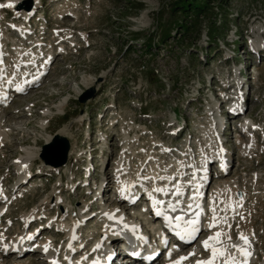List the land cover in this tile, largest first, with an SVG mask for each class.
<instances>
[{"label": "rangeland", "instance_id": "rangeland-1", "mask_svg": "<svg viewBox=\"0 0 264 264\" xmlns=\"http://www.w3.org/2000/svg\"><path fill=\"white\" fill-rule=\"evenodd\" d=\"M175 1L0 8L1 82L10 92L0 102V264H49L48 251L51 264L90 260L115 212L154 242V188L170 174L192 188L203 168L202 228L175 256L200 260L203 241L220 231L230 254L218 264L238 253L233 245L250 253L246 264H264V0L210 2L188 34L175 23L183 19L172 15ZM214 23L223 33L210 39ZM20 79L30 87L17 92ZM57 133L70 150L54 166L41 154ZM121 189L143 192L140 204ZM213 217L218 228L208 226Z\"/></svg>", "mask_w": 264, "mask_h": 264}, {"label": "bare ground", "instance_id": "bare-ground-1", "mask_svg": "<svg viewBox=\"0 0 264 264\" xmlns=\"http://www.w3.org/2000/svg\"><path fill=\"white\" fill-rule=\"evenodd\" d=\"M23 0H7V1H2L0 2V5H5L8 6V5H12L11 7L13 9H17V7L22 3ZM27 0H24V2H26ZM1 8V7H0ZM1 55V54H0ZM2 58V57H1ZM3 65V62L1 61L0 62V67ZM18 69V68H17ZM4 71V69H3ZM2 69L0 68V102H4L2 99L3 98H7V87H6V83L4 82H1L2 79H4V73H3ZM5 72V71H4ZM41 72V71H39ZM24 76V75H22ZM9 77V76H8ZM21 80V79H20ZM24 83H22V80L20 82H18L17 84H14L13 87H14V90H16L17 92H21V90H17V86H20V88L22 89H28L30 87V84L29 82H25L23 80ZM8 85V84H7ZM10 86V85H9ZM11 87V86H10ZM10 93V92H9ZM9 95V94H8ZM5 100V99H4ZM49 140V139H48ZM13 144H11L12 146ZM10 146V145H9ZM222 161V168L225 169V164L226 162L224 160H221ZM227 161V160H226ZM228 163V162H227ZM227 166V165H226ZM205 167V166H204ZM202 171L203 174L199 177H197L199 174H197V176L194 177L193 179V188L191 189V197L189 199H186L187 203L188 204H191V206L193 207L194 205L197 204L199 198V194L202 192V185H204V183L206 184V180L207 179V174H206V168H203ZM197 172V171H196ZM202 172H199V173H202ZM195 173V172H194ZM161 174V173H160ZM173 175V174H172ZM172 175H167L168 177L165 179V182L164 184H159L157 185V189H163V191H156L157 189L154 188V195L152 194V199H153V203H152V206L154 205L155 209H156V206L160 205L157 203V205H155V199L158 200L159 198L163 199L164 197H170L171 193L173 191H180V192H183V189L186 187V183H183L182 181H179L178 183H174L173 179L172 180ZM26 177V176H24ZM147 178V177H146ZM157 178V177H156ZM132 179V178H130ZM128 180L129 182L124 185L126 187H124L126 190L128 189V187H132V185L134 184L132 182V180ZM161 179V178H160ZM145 180V179H143ZM171 180V181H170ZM132 183V184H131ZM161 183V182H159ZM156 185V184H155ZM189 186V185H188ZM207 187V186H206ZM135 188H133L134 190ZM126 190L122 191L121 189V194L123 196H130V198H126L125 200H130V204H138V202H140L144 196V193L142 192L141 196L139 195H136L135 193V197L133 198L132 195L130 194V190L127 192ZM132 190V189H131ZM125 191L127 193H125ZM169 192V194H168ZM139 194V193H137ZM154 197V198H153ZM163 197V198H162ZM160 199V200H161ZM124 200V201H125ZM180 197H177V196H174L173 199H172V204L171 206L173 207L174 204H178L176 203L177 201H180ZM144 207V206H143ZM149 207V206H148ZM164 207V206H163ZM235 207V206H234ZM145 208V207H144ZM143 208V209H144ZM161 208V207H160ZM150 209V208H149ZM162 209V208H161ZM148 211V210H147ZM145 211V212H147ZM114 213V212H113ZM148 214V213H147ZM166 215V214H165ZM153 218H154V221L156 219H158V221L160 220L159 218V215L157 214H154L152 215ZM168 217V214L166 215ZM120 217V218H119ZM123 218V217H122ZM121 218V213L120 212H115L114 214L111 215V228L108 227L107 231H106V234H103L101 237H102V241L99 242V244L97 245V249H99V255L95 256L94 258L92 259H88V257H84V255L78 260V261H75L73 262V264H146L149 260V258H152V252L147 250V248H145V246H143L144 244V241L142 239L139 238V235L137 236V233H136V230H135V227L133 226V224L131 223H124L123 220ZM169 218V217H168ZM216 218V217H215ZM218 218V217H217ZM219 219V218H218ZM122 220V221H121ZM217 220V219H216ZM216 220H214L213 218L211 219L210 223H208V226L210 227V224H214L216 227ZM221 221V220H220ZM219 221V222H220ZM222 222V221H221ZM196 223L199 227H201L200 225V221L199 219L197 218L196 219ZM223 223V222H222ZM116 224V225H114ZM124 226L125 228H118L117 226ZM222 226V225H221ZM74 227V226H73ZM114 227V228H112ZM213 228V229H217V228ZM212 228V227H210ZM222 228V227H221ZM220 229H217V230H221ZM116 230L117 229V233L119 234H116L115 231L113 230ZM140 229V228H139ZM223 229V228H222ZM159 231V230H158ZM224 231V230H223ZM220 232V231H219ZM215 234V233H214ZM224 233H222L223 235ZM78 236V235H77ZM75 237V232L73 230V232L70 234V238L71 240L74 239ZM195 238V236H191L190 237V240H193ZM122 239H124V241L127 242L126 246H120L118 247L116 244L119 242V241H122ZM23 240V239H22ZM21 238L20 240H17L18 242H14V244H17V246H19V248H21L20 250L23 252L25 251L27 248H24L22 249L23 247H21L22 245H24V243L22 242ZM225 240V239H224ZM224 240L221 239V236L219 238V242L217 241H211L210 243L213 245V246H216L218 248H222V249H225V253L224 255H221V257L223 258H226L227 257V254L230 252V250L228 251L227 247L228 246H225L224 244ZM12 242V241H11ZM11 242L9 243V245L11 244ZM106 242H109L107 243L108 245L105 246V243ZM190 242V241H189ZM242 242V241H241ZM70 243V242H69ZM186 244H179V248L181 249L182 247H184ZM5 246H8L5 245ZM13 246V245H12ZM73 246V245H72ZM243 246V245H242ZM103 247H105L103 249ZM76 248V247H75ZM101 248V249H100ZM103 249V250H102ZM73 250V249H72ZM79 250V249H78ZM209 251L208 254L211 258L212 256V253H211V248L208 249ZM20 251V252H21ZM96 251V250H95ZM159 251V250H158ZM232 251V250H231ZM238 251V250H237ZM52 252V251H51ZM48 251V256H50V261L53 263V259H54V255H51L52 253ZM79 252V251H78ZM156 252V251H155ZM51 253V254H50ZM73 253V252H72ZM177 253V252H176ZM93 254V253H92ZM168 254V253H167ZM178 254V253H177ZM230 254V253H229ZM183 256V255H182ZM188 256V255H187ZM219 256V255H218ZM217 256V257H218ZM186 257V256H185ZM216 257V258H217ZM230 257H235L236 258V261H237V264H240V261H243V259H245V257L241 254V253H237V254H233V256H230ZM72 258V257H71ZM180 257L177 258V256H175V254H173V256L170 258L171 261L167 264H175V262L177 260H179ZM238 258V259H237ZM220 259V257H219ZM228 259V258H226ZM119 260V261H118ZM185 260V259H184ZM202 260H205V258H201L200 260H198V258L196 257L195 259H192V261H189L186 260V263H183L180 261V264H197V261H202ZM218 259H215V264H217V261ZM183 261V260H182ZM229 261V260H227ZM51 262L49 264H51ZM226 262V261H225ZM228 264V262H227Z\"/></svg>", "mask_w": 264, "mask_h": 264}, {"label": "trees", "instance_id": "trees-1", "mask_svg": "<svg viewBox=\"0 0 264 264\" xmlns=\"http://www.w3.org/2000/svg\"><path fill=\"white\" fill-rule=\"evenodd\" d=\"M218 1L219 3H228L230 0H176L172 7V15L179 17L183 15V19L175 20V23L184 30V34L191 33V31H197V24L199 23L200 17L206 15L210 2ZM185 17H191L189 21L185 20ZM181 22V23H180ZM219 30V25L215 23L210 26L208 30L209 38L214 39L218 34H222ZM166 35V33H165Z\"/></svg>", "mask_w": 264, "mask_h": 264}, {"label": "snow or ice", "instance_id": "snow-or-ice-1", "mask_svg": "<svg viewBox=\"0 0 264 264\" xmlns=\"http://www.w3.org/2000/svg\"><path fill=\"white\" fill-rule=\"evenodd\" d=\"M8 6L11 7L12 5H8ZM0 7H5V5H0ZM17 90H21L22 91L23 89L20 88V86H17ZM122 191H123V189H122ZM157 191H163V189H157ZM154 203H161V202L155 201ZM156 214L157 215H160L161 213H160L159 210H157ZM176 219L177 220H180V219H182V217H176ZM213 219L215 220L216 218L213 217ZM187 223L193 226L191 228V231L192 232L197 231V229L195 227L196 221L189 220ZM214 226H215L214 224H210V227H214ZM221 235H222V233L217 232V233H215L214 236H211L208 239H206L205 241H203V244H204V247H205L206 250L209 249V248H211L212 256H211V258H209L206 261L205 260L197 261V264H215L216 257L218 255H224V253L226 251L225 249L218 248L216 246H213L210 243L211 241H214V240L217 241V242H219V238H220ZM239 238L242 241H244L245 243H247V241H248V237L244 236L243 233L240 234V237ZM233 247L236 248L238 250V252L241 253L245 257V260L240 261V264H246V258H247L248 255H250V253L247 252L245 250V248L241 247L240 245H233ZM184 259H185V257H180L179 260H177L175 262V264H180V261H182ZM228 264H237L236 258L235 257L230 258L229 261H228Z\"/></svg>", "mask_w": 264, "mask_h": 264}, {"label": "water", "instance_id": "water-1", "mask_svg": "<svg viewBox=\"0 0 264 264\" xmlns=\"http://www.w3.org/2000/svg\"><path fill=\"white\" fill-rule=\"evenodd\" d=\"M94 92V89L88 91L86 98L91 97ZM69 150L70 142L68 138L57 133L53 136L52 141H47L43 144V152L41 156L46 163L59 166L66 163Z\"/></svg>", "mask_w": 264, "mask_h": 264}]
</instances>
